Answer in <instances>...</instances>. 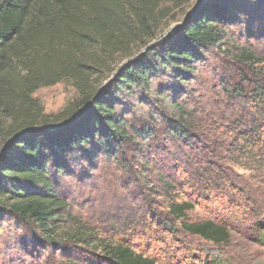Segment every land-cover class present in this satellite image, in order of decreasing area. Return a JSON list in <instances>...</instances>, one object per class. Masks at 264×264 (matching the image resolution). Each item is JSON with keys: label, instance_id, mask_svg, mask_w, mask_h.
<instances>
[{"label": "trees", "instance_id": "16d2710c", "mask_svg": "<svg viewBox=\"0 0 264 264\" xmlns=\"http://www.w3.org/2000/svg\"><path fill=\"white\" fill-rule=\"evenodd\" d=\"M194 1L0 0V229L11 237L0 264L68 257L73 243L108 264H156L132 240L140 214L173 238L228 245L226 225L190 214L197 190L234 188L226 160L264 162V0L189 14ZM169 20L178 26L158 40ZM63 82L75 101L46 114L34 94ZM103 165L131 189L132 239L101 238L61 191Z\"/></svg>", "mask_w": 264, "mask_h": 264}, {"label": "rangeland", "instance_id": "374dc122", "mask_svg": "<svg viewBox=\"0 0 264 264\" xmlns=\"http://www.w3.org/2000/svg\"><path fill=\"white\" fill-rule=\"evenodd\" d=\"M196 3L192 2L191 6ZM178 24L169 20L158 40L167 36ZM126 62L123 61L120 66ZM106 83L108 81L102 86ZM34 97L43 104L46 114H56L75 101L77 92L70 83L63 82L40 89ZM230 143L231 140H225L226 145ZM260 162L255 166L254 162L245 158L226 160L224 167L231 176H228V183L234 188L226 189L225 185L218 188V183H214L213 189L196 191L190 218L194 222L212 221L226 225L231 238L228 245L221 248L183 232L173 238L170 233L163 232L156 222L144 221L143 214L137 216L130 201L131 189L127 190L122 184V179L126 177L116 167L103 165L91 176L78 170L76 178L65 177L62 180L61 191L72 194L76 206L74 212L80 216L82 223L95 228L101 238H131L133 233L128 231V227L136 215V236L131 239L146 244L148 255L156 260V264H211V261H217L216 264H264V245L259 243V229L261 226L264 228V162ZM159 211L165 214L163 209ZM114 228L117 229L113 231ZM6 232L0 229V254L6 248ZM8 240L11 241V237ZM71 249L73 254L69 253L68 257L62 253L44 252V258L38 264H108L99 260L102 253L93 254L88 245L73 243Z\"/></svg>", "mask_w": 264, "mask_h": 264}, {"label": "water", "instance_id": "95a60500", "mask_svg": "<svg viewBox=\"0 0 264 264\" xmlns=\"http://www.w3.org/2000/svg\"><path fill=\"white\" fill-rule=\"evenodd\" d=\"M206 1L207 0H198L197 3L194 5L193 9L189 12V14H191L192 12H194V11L198 10L200 7H202ZM154 44L155 43H153L151 46H153ZM108 83H109V81H108ZM108 83H106L104 86L101 87L98 94H100L107 87ZM82 111H83V109L81 111H79L74 117H72L71 120L79 117L82 114ZM71 120L67 121L64 125H67ZM30 131H32V130H30ZM30 131H27L25 134H28Z\"/></svg>", "mask_w": 264, "mask_h": 264}]
</instances>
